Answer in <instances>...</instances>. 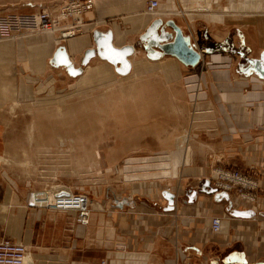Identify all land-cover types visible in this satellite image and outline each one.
<instances>
[{"label": "rangeland", "instance_id": "rangeland-1", "mask_svg": "<svg viewBox=\"0 0 264 264\" xmlns=\"http://www.w3.org/2000/svg\"><path fill=\"white\" fill-rule=\"evenodd\" d=\"M66 1L62 0L59 9ZM158 1V10L151 15L172 17L168 19L181 25L184 34L187 32L190 35L191 43L201 44V59L196 64L199 75L186 73L181 85L183 91L192 97L190 99L188 95L189 106L187 102L180 101L178 88L161 86L164 80L161 76L147 78L138 72L135 76L130 73L120 78L123 81L110 82L103 87L78 88L76 83V87H70V83L65 80L50 84L42 82L41 85L39 81H31L26 85L21 79L28 74L22 70L23 58L28 52L32 55L36 51V41L45 44L58 41L57 33H35L25 41L17 36L0 38V146L8 145L10 150L9 156L0 153V161L13 163L9 170L6 165L1 168L2 185L10 183L5 173L13 172L18 187L30 184L26 187L29 188L28 194L47 190L51 193L60 190L63 193L66 191L64 189H69L89 196L90 212L104 205V209L117 211V207L124 208L126 202L135 201L137 206L132 211L153 214L159 211L154 202H160L161 189H169L176 194L174 198L177 206V203H182L181 198L186 197V189H197L204 178L222 186L225 180H221L220 171L233 169L244 177V183L232 184L233 188L228 191L210 183L211 186L219 192H229V198L237 208H259L258 199L262 193L259 156L253 154L251 158L255 164L249 165L245 164V157L241 158L243 162H234L236 160L227 159L225 154L214 155V151L209 149L201 155L197 154L195 143L203 140L218 147L222 137H210L207 132H202L201 126L207 125L209 121L201 119L202 124L195 125L194 116H197L195 112H212L210 105L203 103L204 99L201 100V92L207 89L201 79L207 76L204 72L206 66L212 70L233 63L243 69L250 61V58H246L248 53L255 55L257 50L264 49L260 41L261 28L264 31V0ZM45 8H31L23 0H0V16L3 17L7 14L37 13ZM42 51L38 52L34 61H30L34 69L35 61L39 64L38 70L42 68ZM9 67H12V73L7 72ZM162 73L165 79H174ZM236 74L242 76L240 72ZM176 77H179L178 73ZM86 83L91 84L90 81ZM236 83L237 87L248 84L247 80L242 79ZM223 84L229 85V81L226 79ZM217 89L220 92L219 87ZM210 91L215 97L216 92L211 87ZM223 104L224 108H221L216 103L219 118L226 125L224 113L232 116L233 120L234 116L228 103L223 101ZM240 108V104L234 108L235 115L239 117L242 113L243 120L250 123L254 110L252 102L244 104L243 111ZM223 123H218V126L224 127ZM182 130L184 135L193 138L181 147V151L173 150L174 138ZM237 130L241 141L243 139L240 150L247 157L249 150L245 147L250 143L251 136L245 142V128ZM60 141L66 144L57 146ZM123 148L131 150H126L121 157ZM172 151L174 153L168 156ZM116 157L119 159L115 160ZM28 201L36 204V207L41 205L30 196L26 197L24 203ZM226 205L222 203L217 206L220 210L217 212L226 213L223 211ZM210 206L215 210L213 204ZM217 212L207 211L206 214L211 215L210 218L220 217L221 214ZM194 217L185 216L188 226L194 222ZM180 218L179 222H182ZM209 232L211 237L219 233L212 232L210 226ZM241 238L242 235L239 240ZM211 246L212 251H217Z\"/></svg>", "mask_w": 264, "mask_h": 264}, {"label": "crops", "instance_id": "crops-1", "mask_svg": "<svg viewBox=\"0 0 264 264\" xmlns=\"http://www.w3.org/2000/svg\"><path fill=\"white\" fill-rule=\"evenodd\" d=\"M23 1L31 8L46 7L53 12H57L62 4V0ZM148 1L94 0L93 8L82 16L83 24L77 35L54 43L49 41L45 44L36 41L37 49L32 55L26 50L29 54L27 53L26 58H23L22 70L24 74L25 72L28 74L22 76V82L28 85L31 81H39L41 85L42 82L50 84L65 80L70 83V87H76L75 83L78 88L103 87L110 82L123 81L120 78L129 73L135 76L138 72L146 75L147 78L161 76L164 79L161 86L178 88L180 101L187 102L189 106V100L192 97L188 92L186 94L183 91L181 85L186 73L198 74L196 66L199 63L195 66H187L172 55H162L158 59H150L146 56L143 44L140 43V36L154 19L161 18L164 21L172 18L169 16L163 18L161 15L156 17L146 12L145 7ZM95 31L104 34L110 32L112 44L115 47L125 44H132L135 47L134 53L129 56L131 72L125 75L117 73L115 66L97 53L90 56L86 63L82 62L85 51L95 46L93 39ZM216 34L220 35V33ZM251 37L254 38V36ZM260 41L264 47L262 28ZM191 44L201 54V44L199 42ZM60 46L64 47L74 66L83 69L82 72L72 76L57 59L55 60V51ZM41 50H43L41 57L44 58L42 68L38 70L39 64L35 61L36 69H34L30 61H34ZM263 50H257L255 55L248 53L246 58H250V61L243 69L233 63H227L212 70L206 66L204 72L207 76L201 79L207 86V91L201 92V100L204 99L203 103L210 105L212 112L208 115L204 114L202 119L209 123L202 125L201 130L210 134V137L221 135L222 139L218 147L201 140L195 143L194 149L199 155L207 151L206 149L213 150L214 155L225 154L227 159L236 160L234 162H243L241 158L245 157L247 160L245 164L249 165L254 163L251 158L253 154L259 156V182L262 186V193L258 199L259 208H237L233 205L231 198H217L215 195L205 193H197L192 202L187 201V196L183 197L182 203L180 205L177 203L176 206V199L169 201L163 195L164 189H161L160 202H154L159 211L153 214L132 211L137 206L135 201L126 202L123 205L124 208L117 207V211L104 209L106 205L103 207L99 205L100 208L97 207L98 209L90 212L89 223L81 226L75 222L74 213L40 208L28 202L25 204L24 200L29 196V188L26 187L30 184L26 183V186L18 187L11 171L12 173H5L10 183L5 186L0 183V238L23 243L30 257L28 264H264V79L258 77L254 69L250 67L251 61ZM211 59L214 61L212 56ZM9 71L13 72L12 67L7 69V72ZM162 71L165 75L173 76L174 79H165ZM239 72L242 75L240 77L236 74ZM177 73L179 77H176ZM226 79L229 85L223 84ZM241 79L247 80L248 84L237 87L236 81ZM87 81L91 84H87ZM210 87L216 92L215 97H212ZM218 87L220 92L217 91ZM223 101L233 110L235 122L228 113H224L227 119L226 125L222 122L223 119L219 118L220 112L216 103L224 108ZM247 102H252L254 107L250 123L243 120L242 113L237 117L234 112L238 104L241 110L245 109L243 105ZM218 123H223L224 127L220 128ZM211 127L213 129L210 131ZM237 128H245L246 131L243 134L246 136L245 142L251 136L250 143L245 147L249 150L247 157L240 150L239 145L242 144L243 139L241 141L239 138ZM129 149L123 148L121 157ZM9 151L8 145L0 146V153H6L9 156ZM117 159L119 158L116 157L115 160ZM3 165H6L5 167L9 170L13 163L0 161V176ZM189 192L190 188L186 189L185 195ZM222 203L227 204L225 209L223 208L226 213L217 212L220 211L217 206ZM210 204H213L215 210ZM231 208L252 209L254 215L250 218L237 217L230 213ZM207 211H216L219 215L221 214V229L213 237L209 232L211 215H207ZM192 215L195 216V223L188 226L185 216ZM179 217L184 223L179 222ZM241 235L242 238L239 240ZM211 244L217 251L211 250Z\"/></svg>", "mask_w": 264, "mask_h": 264}, {"label": "built area", "instance_id": "built-area-1", "mask_svg": "<svg viewBox=\"0 0 264 264\" xmlns=\"http://www.w3.org/2000/svg\"><path fill=\"white\" fill-rule=\"evenodd\" d=\"M93 0H67L59 9L57 16L47 9H42L37 14H7L5 17L0 16V38L14 36L20 33H34L37 31H47L48 29L57 30L55 33L59 35L61 32L62 39H65L64 27L70 24L72 27L79 25V17L93 8ZM158 5L157 0H149L147 9L152 11ZM38 17H37V16ZM61 24L63 26H61ZM76 32V31H75ZM221 180H225L222 186L210 182L216 188L228 191L235 184L244 183V177L237 170H221ZM64 189V188H61ZM63 193L55 190L31 192L29 196L36 198L41 205L37 207L60 209L64 211H73L75 222L78 225H87L90 213V198L86 193L70 191L69 189ZM169 191V190H168ZM223 191V190H222ZM48 193H51L48 194ZM229 193V192H228ZM250 199V198H249ZM29 204L35 205L28 201ZM221 219L219 216L211 218L210 229L212 232H218L220 229ZM27 248L21 242H16L7 238H0V264H26Z\"/></svg>", "mask_w": 264, "mask_h": 264}, {"label": "water", "instance_id": "water-1", "mask_svg": "<svg viewBox=\"0 0 264 264\" xmlns=\"http://www.w3.org/2000/svg\"><path fill=\"white\" fill-rule=\"evenodd\" d=\"M95 46L87 49L84 53L83 63H86L90 56L97 53L100 57L106 59L115 66V70L120 74H126L130 69L128 56L133 53L134 47L131 44H125L121 47H115L112 44L110 32L104 34L100 31L93 33ZM140 43L143 44L146 56L150 59H158L162 55H172L187 66H195L201 59L199 51L191 45L188 34H184L181 27L173 20L161 18L154 19L140 36ZM55 60L66 68V71L76 76L81 72V67H75L68 57L64 47L57 48L54 54ZM250 67L254 69L256 75L264 79V50L261 51L257 58H254ZM197 193L215 195L217 198L228 199L225 191H217L211 186L209 180L204 178L199 183L197 189L192 188L186 195L187 201L192 202ZM163 195L172 201L174 194L168 190L163 191ZM230 213L237 217L250 218L254 215L252 209H235L231 208Z\"/></svg>", "mask_w": 264, "mask_h": 264}, {"label": "bare ground", "instance_id": "bare-ground-1", "mask_svg": "<svg viewBox=\"0 0 264 264\" xmlns=\"http://www.w3.org/2000/svg\"><path fill=\"white\" fill-rule=\"evenodd\" d=\"M158 1V0H157ZM93 2H94V0H93ZM148 4V3H147ZM60 5V4H59ZM54 6V5H53ZM51 7V6H50ZM58 7V6H57ZM158 8H159V1H158V5H157V7L155 8V9H153L152 11H149L148 9H147V5H146V11L148 12V13H152V14H154L157 10H158ZM45 9H47V8H45ZM48 10V9H47ZM91 10V9H90ZM51 13H52V15H54V16H57V14H58V11L57 12H53V11H51V10H49ZM89 11V10H88ZM34 14H37V13H34ZM37 16V15H36ZM83 16V15H82ZM155 16L156 17H158L159 15L158 14H155ZM38 17V16H37ZM61 26H63L62 24H61ZM81 26H82V17H79V25L77 26V27H72L70 24H68V25H66V27H64V32H65V34H64V36H65V39H67V38H69V37H72V36H75V35H77V33H79L80 32V30H81ZM182 29V28H181ZM51 31H57V30H53V29H48L47 31H37V32H34V33H20V34H15L14 36H7V37H19L20 39H23L24 41L25 40H28V38H30V37H33V36H29V35H34L35 33H45V32H51ZM76 31V32H75ZM60 34L59 35H57V38H58V41H60V40H65V39H62L63 37L61 36V32H59ZM23 34H26V35H23ZM132 45V44H131ZM134 47V46H133ZM134 51H135V47H134ZM134 51H133V53H134ZM132 53V54H133ZM132 54H130V55H132ZM129 55V56H130ZM201 55V54H200ZM129 56H128V60H129V62H130V69H129V71L126 73V74H128L129 72H131L130 70H131V61H130V59H129ZM71 60V59H70ZM72 62V61H71ZM73 63V62H72ZM113 65V64H112ZM82 69V68H81ZM83 71V69L81 70V72ZM117 72V71H116ZM118 73V72H117ZM120 74V73H119ZM130 74V73H129ZM123 75H125V74H123ZM204 114L206 115L207 114V111H205L204 112ZM203 112H195V115H197V116H194L195 117V119H196V124L195 125H198L200 122H201V124H202V121H200L202 118H203ZM212 114V113H211ZM208 115V114H207ZM204 121V120H203ZM192 123V122H191ZM208 123V122H207ZM206 124V123H205ZM197 127V126H196ZM183 131V130H182ZM186 132V131H185ZM183 133V134H182ZM180 135H178V136H175V138H174V149L173 150H177V151H181V147L184 145V144H188V142H189V140H192V138L193 137H189L190 135H184L185 133H184V131L182 132ZM188 133V132H187ZM186 133V134H187ZM64 144H66L65 142H63V141H60V143H58L57 144V146L58 145H60L59 147H63V145ZM188 146V145H187ZM185 148V147H184ZM185 150V149H184ZM41 151V150H40ZM57 151V150H56ZM60 151V150H59ZM186 151V150H185ZM191 151V150H190ZM44 152H45V150H44ZM187 152V151H186ZM189 152V151H188ZM187 152V153H188ZM174 153V151H172V152H170L169 154H168V156H170V155H172ZM60 154H63V153H60ZM66 154V153H65ZM178 156V155H177ZM61 157V156H60ZM66 157V156H65ZM64 157V158H65ZM68 157V156H67ZM175 157V156H174ZM180 157V156H179ZM58 158V157H57ZM172 158V157H171ZM67 159V158H66ZM170 159V158H169ZM180 159V158H179ZM178 159V160H179ZM67 160H69V159H67ZM172 160V159H171ZM173 160H175V159H173ZM66 161V160H65ZM170 162V161H169ZM169 162H167V163H169ZM158 165V164H157ZM170 165V164H169ZM55 169V168H54ZM172 171V170H171ZM209 180V179H208ZM209 182H210V180H209ZM211 183V182H210ZM167 190H169V189H167ZM170 191V190H169ZM171 193H173L174 194V196H176V194L174 193V192H172V191H170ZM227 194H228V197L230 196V194L227 192ZM197 196V195H196ZM196 198V197H195ZM230 199V198H229ZM252 217V216H251ZM221 219V218H220ZM89 222V221H88ZM210 224H211V218H210ZM220 224H221V222H220ZM81 226H85V225H81ZM220 229H221V225H220ZM220 229H219V231H220ZM218 231V232H219ZM30 261V257L28 256V253H27V255H26V264H28L27 262H29Z\"/></svg>", "mask_w": 264, "mask_h": 264}]
</instances>
